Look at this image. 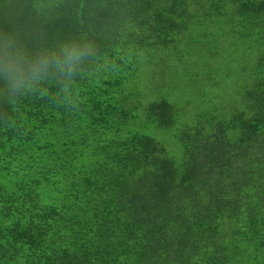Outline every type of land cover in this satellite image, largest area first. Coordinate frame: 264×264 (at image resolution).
Wrapping results in <instances>:
<instances>
[{
  "label": "trees",
  "instance_id": "1",
  "mask_svg": "<svg viewBox=\"0 0 264 264\" xmlns=\"http://www.w3.org/2000/svg\"><path fill=\"white\" fill-rule=\"evenodd\" d=\"M5 50L0 264H264V0H0Z\"/></svg>",
  "mask_w": 264,
  "mask_h": 264
},
{
  "label": "clouds",
  "instance_id": "2",
  "mask_svg": "<svg viewBox=\"0 0 264 264\" xmlns=\"http://www.w3.org/2000/svg\"><path fill=\"white\" fill-rule=\"evenodd\" d=\"M56 47L60 55L53 51L50 56H42L39 65L41 67L54 65L57 70L62 72L66 70L69 77L73 75L74 69L82 58L95 55L97 51L90 42L81 43L72 38L60 42ZM20 60L21 57L17 53L5 50L4 59L0 61V76L3 77L13 97L23 96L31 91V82L37 79L35 73L38 69H32L33 75L26 81V77L19 69Z\"/></svg>",
  "mask_w": 264,
  "mask_h": 264
},
{
  "label": "rangeland",
  "instance_id": "3",
  "mask_svg": "<svg viewBox=\"0 0 264 264\" xmlns=\"http://www.w3.org/2000/svg\"><path fill=\"white\" fill-rule=\"evenodd\" d=\"M221 26L223 27L224 25L221 24ZM231 46H233L234 48H236L237 50H239L240 48V45L238 44H231ZM237 50L233 49L232 51H230L229 53L225 54V56L228 58V59H235L236 57V53H237ZM224 56V55H223ZM206 59V57L203 59V60H196L195 59V62L194 64L197 66V68H201V64L202 62ZM229 63L231 64V66L234 68L238 65V63L236 61H229ZM225 85H228V83H226ZM224 85V86H225Z\"/></svg>",
  "mask_w": 264,
  "mask_h": 264
}]
</instances>
